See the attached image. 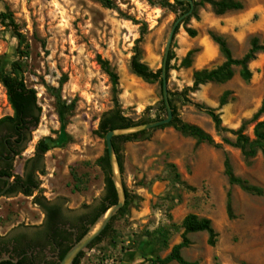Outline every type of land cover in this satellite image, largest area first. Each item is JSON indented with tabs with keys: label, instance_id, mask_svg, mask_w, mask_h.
I'll return each mask as SVG.
<instances>
[{
	"label": "rangeland",
	"instance_id": "374dc122",
	"mask_svg": "<svg viewBox=\"0 0 264 264\" xmlns=\"http://www.w3.org/2000/svg\"><path fill=\"white\" fill-rule=\"evenodd\" d=\"M234 1L242 9L223 15L208 4L194 6L174 34L168 54V99L179 120L204 131L219 147L197 144L173 126L125 143L122 178L128 205L115 216L108 236L84 252L80 264H153L151 260L164 258L181 242V223L189 214L209 219L217 238L210 246L205 232L188 234V246L181 250L184 260L264 264V156L258 152L246 159L239 149L223 143L206 112L212 109L229 130L244 125L243 134L253 139L254 125L264 121V112L254 118L264 101V54L249 64L252 77L247 82L236 72L226 83L188 90L194 71L224 61L209 33L225 39L233 58L247 52L253 37L264 39V0ZM186 9L174 0H0V13L11 14L21 33L18 41L0 23V74L35 89L41 107L39 125L16 159V171L33 156L39 140L50 147L35 195L75 210L96 203L104 175L95 162L103 156L105 142L95 131L102 113L113 107L112 85L98 58L108 61L118 76V102L127 118H165L159 84L132 74L130 61L137 49L142 63L160 69L172 25ZM186 29L195 30L196 36L189 37ZM189 51H194L190 66H182ZM225 93L226 104L220 106ZM10 115L0 83V119ZM223 136L234 140L231 133ZM225 159L233 174L260 189L261 195L231 186L224 174ZM41 219L32 197L0 198L1 233Z\"/></svg>",
	"mask_w": 264,
	"mask_h": 264
},
{
	"label": "trees",
	"instance_id": "16d2710c",
	"mask_svg": "<svg viewBox=\"0 0 264 264\" xmlns=\"http://www.w3.org/2000/svg\"><path fill=\"white\" fill-rule=\"evenodd\" d=\"M194 6L208 4L210 5L213 12L217 15H223L227 11L240 10L242 5L234 0H191ZM178 5H186L187 9L184 13L189 10V4L185 1L174 0ZM183 14V13H182ZM181 14V15H182ZM189 17L185 18L183 22L187 21ZM0 23L11 29L14 36L18 41H21V33L19 31L18 24L13 20L11 14L0 13ZM179 27L176 28L175 33ZM186 33L189 37H195L196 32L193 29H186ZM211 40L218 46L219 51L224 59V61L217 67L212 69H202L196 70L192 74V86L188 88L190 92H196L200 86L207 83H217L223 84L230 81L235 73L237 72L239 77L243 81H249L252 77V73L249 69V64L253 62L258 55L264 54V39L260 41L257 37H253L249 43V49L241 58H233L230 49L227 46L225 39L217 34L209 33ZM139 51L136 49L134 56L130 61V70L132 74L140 78L146 83H158L161 90V68L153 71L146 64L142 63L138 59ZM194 51H189L184 59L182 60V66L189 67L191 63V58ZM170 57L168 56L167 66H166V77L168 78V64ZM98 64L101 70L107 75L112 85L113 93V107L104 113H102L98 128L95 134L104 139L105 134L108 131L126 128L134 125H139L147 123L153 120L140 119L139 121H132L127 118L118 102V76L115 71L111 68L108 61L98 58ZM14 68L18 70V63L13 64ZM0 83L5 90V95L7 102L12 111V115L6 116L0 119V136L6 138L7 141L11 137H16L17 140H22V146H25L31 138L32 132L37 128L41 119V107L37 101V94L35 89L26 86L22 79H17L7 74H0ZM169 95V92H168ZM226 93L220 99V106L226 104L225 101ZM169 103L172 109V120L168 125L161 126L159 128H164L166 126H173L177 131L183 135L192 137L196 140L197 144H208L211 146L219 147L215 144L213 139L206 134L201 129L182 123L177 114V109L173 105L172 101L169 99ZM161 109L165 111L163 101H161ZM208 116L214 124L215 131L221 136V141L227 145L235 147L240 150L241 154L246 158H254L258 152H261L264 156V121L256 122L253 127V139L243 134L244 125H242L236 131L229 130L222 126L221 119L212 109L206 110ZM264 112V101L261 104L258 112L255 114L256 118L259 114ZM154 130V129H153ZM151 131V130H150ZM149 131H144L128 136H120L112 139V146L117 156L121 172H123V145L127 142L136 141L145 135ZM224 133H231L234 136V140L231 141L227 137L223 136ZM11 143V142H10ZM50 150L49 145L44 139L39 140L35 145L34 154L31 158L27 159L24 163V175L23 177H18V187L16 192L23 194L25 197L33 196L34 192L39 188L38 175H41L44 171V155ZM95 164L101 169L104 175V189L101 196L96 200L95 204L83 205L81 210L83 211V216L81 221L86 222L89 227L95 220L103 214L110 206L116 204L117 197L115 193L114 186L110 178V169L106 150L104 149V154L101 156ZM30 165L32 168L30 169ZM224 174L228 179V183L233 186H239L243 191L254 194L261 195V190L252 187L247 184V182L237 178L233 172L232 168L228 162V159L224 160ZM126 191V190H125ZM32 203L38 206L43 212H45L47 219L57 220L58 210L60 206L59 203H53L47 201L40 195L34 196ZM128 205V195L126 193V202L124 207L118 212L123 213L125 207ZM227 213L231 216L230 207V192L227 193ZM115 218V217H114ZM113 218V220H114ZM112 220V222H113ZM80 221V222H81ZM112 222L106 227L102 234L97 237L88 249L93 248L95 245L99 244L104 240L111 230ZM181 226L183 228L182 240L179 244L174 245L170 253L164 258H156L151 260L153 264H170L175 262L177 264H196L187 262L181 256V250L188 246L187 235L198 232H205L208 235V244L213 246L216 242L217 234L211 226V222L206 218H198L193 214L187 215ZM87 229H84L81 233L83 236ZM81 236L77 239L79 240ZM84 253H81L73 262V264H80Z\"/></svg>",
	"mask_w": 264,
	"mask_h": 264
},
{
	"label": "flooded vegetation",
	"instance_id": "af4514ba",
	"mask_svg": "<svg viewBox=\"0 0 264 264\" xmlns=\"http://www.w3.org/2000/svg\"><path fill=\"white\" fill-rule=\"evenodd\" d=\"M25 146L16 137L7 141L0 136V198L24 196L16 192L17 178L23 177L24 165L18 172L14 164L23 154ZM36 192L31 196L32 199L37 196ZM37 208L42 214L40 221L18 223L8 231L0 232V264H59L83 230H88L86 222L80 220L83 216L81 209L60 206L58 219L53 220L47 219L45 212Z\"/></svg>",
	"mask_w": 264,
	"mask_h": 264
},
{
	"label": "water",
	"instance_id": "95a60500",
	"mask_svg": "<svg viewBox=\"0 0 264 264\" xmlns=\"http://www.w3.org/2000/svg\"><path fill=\"white\" fill-rule=\"evenodd\" d=\"M185 1L189 4V10L186 13L180 15L173 23L170 30L167 43L165 45L162 62H161V95L163 105L165 107V118L159 120H153L147 123L134 125L126 128L115 129L108 131L104 136L105 150L108 158L110 178L115 189L117 202L110 206L103 214H101L95 222L88 227L86 233L74 243V245L68 250L63 259L59 264H73V261L81 254L84 253L92 242L99 237L106 227L112 222L113 218L118 212L124 207L126 202V191L123 183L121 168L112 146V139L120 136H128L136 133L150 131L161 126L168 125L173 117L172 109L168 99L167 89V77H166V66L168 60L169 49L171 41L175 34V30L183 22V20L190 16L193 11L194 4L191 0H178Z\"/></svg>",
	"mask_w": 264,
	"mask_h": 264
}]
</instances>
